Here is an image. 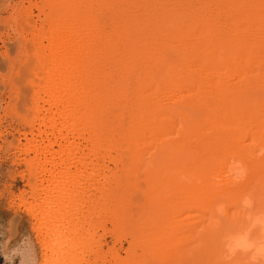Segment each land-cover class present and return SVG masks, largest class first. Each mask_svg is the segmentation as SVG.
<instances>
[{
    "label": "bare ground",
    "instance_id": "6f19581e",
    "mask_svg": "<svg viewBox=\"0 0 264 264\" xmlns=\"http://www.w3.org/2000/svg\"><path fill=\"white\" fill-rule=\"evenodd\" d=\"M133 5L131 14L115 16L108 32L91 18L76 17L58 27L49 43L52 55L35 69L32 108L42 116L34 121L15 114L22 132L0 139L1 152L13 151L11 179L25 167L20 176L25 185L44 192L37 210L27 209L39 216L40 242L49 253L44 264L88 262L94 222L103 223L101 209L110 204L107 185L112 193L120 177L128 179L138 228L134 258L126 264L199 259L219 243L206 225L217 203H227L231 213L255 190L264 207V157L256 156L264 148V0H134ZM37 36L31 40L38 42ZM33 43L39 45L35 51L44 48ZM100 54L125 77L136 75L129 112L124 105L126 119L112 116L100 102L112 78L90 77L104 65ZM126 86L121 88L127 92ZM110 90L106 104L122 92ZM116 121L118 132L109 126ZM233 160L248 169L247 179L236 186L225 175ZM45 165L51 168L40 170L37 181L34 172ZM181 176L195 179L185 183ZM55 235L61 239L54 241ZM193 238L198 246L188 254Z\"/></svg>",
    "mask_w": 264,
    "mask_h": 264
},
{
    "label": "rangeland",
    "instance_id": "374dc122",
    "mask_svg": "<svg viewBox=\"0 0 264 264\" xmlns=\"http://www.w3.org/2000/svg\"><path fill=\"white\" fill-rule=\"evenodd\" d=\"M133 1L0 0V139H4L7 133H14L15 130L22 132V123L20 119H16L15 114L17 116L19 114V116L25 115L27 120L34 121L42 116L43 113L36 114L32 108L34 92L37 91V86L34 84L36 78L35 69L44 58L52 55L49 43L55 37L58 27L63 23L68 26L69 21L76 17L82 19L91 18L96 21L98 28L108 32L114 18L121 17V14H131L135 11L136 7L133 5ZM34 34L38 35V42L31 40ZM33 42L41 43L44 48L39 52L35 51V48L39 45L33 47ZM16 52L17 56L14 57ZM100 55H102L99 56L100 60L105 57L104 61H100V63L104 64L101 66L103 68L106 67L104 70L101 66L98 71L97 68L96 70L94 69L95 72L93 71L90 77L98 78L101 75L106 76V74L108 79L110 76L112 77L109 79L110 82L109 80L106 82L108 83L106 88H102L100 102H103L102 105L105 104L106 108L110 107V111L107 108V112H112V116L118 114L126 119V115L130 110L127 106L131 105L129 103L131 100H134L132 94L134 88H136L134 86L136 85V75L132 74L135 77H131L128 74L125 77L122 69L119 70L120 67L115 66V63L113 64V61H110L106 54ZM7 58H12L11 63L8 65L6 64ZM117 71L119 73L122 72L118 74ZM42 72H47L46 67L42 69ZM128 76L129 78L131 77L130 80ZM122 77L123 80L127 79L129 81H123ZM127 82L132 84H127ZM124 83L125 85H123ZM120 86H126L127 92L124 88L123 92ZM118 87H120V91H117ZM110 89L113 91L116 89L117 93L122 92L121 94L118 93L119 95L117 94L119 98L114 97L111 100L112 103L108 100L106 104L104 100L108 98L106 95ZM120 95L129 98L123 97V100ZM126 101L127 104L125 103ZM111 104L114 106H111ZM124 107L128 112L124 111ZM123 111L126 113L125 115L124 113L123 115L121 114ZM117 124L118 122L116 121L109 125L114 132L122 129ZM105 129H103L104 132H110L109 127ZM9 139H11L10 136ZM12 152L4 153L0 151V264H22L23 258L25 261L27 260L25 264H44V260L48 259L49 253L48 250L44 249L43 242H40L38 232L39 216L36 217L27 211L30 205L37 210L44 192L39 189L33 192L32 187L25 185V181L20 177L21 175H26L25 167L18 171L21 172V175L18 174L14 181L11 179L10 170H13V168H11L12 160L9 158V154ZM148 152H150L148 158L153 156L152 149L148 150ZM38 168L39 170L34 172V178L37 181L40 180L38 172L42 169L49 170L51 167L45 165ZM46 183L45 181L42 184ZM107 187L110 188L109 197L107 196L110 204L101 209L103 223L94 222L95 237L90 243L92 255L88 262L84 264H115L111 261V259L115 258H119L121 262L126 264V261L130 263L134 258V247L137 246L135 233L138 228L135 223V206L133 205L132 192L129 191L128 179L126 177L117 179L112 185V193L111 186L107 185ZM54 239V241H59L61 238L59 235H55ZM196 240L197 238L188 240L186 249L188 254L198 246ZM218 244L212 245L211 250L202 254L199 259L193 258L188 262H186V259L181 263L176 258L174 259V264H217L216 253ZM48 264H53V261L49 260Z\"/></svg>",
    "mask_w": 264,
    "mask_h": 264
},
{
    "label": "clouds",
    "instance_id": "9594fccd",
    "mask_svg": "<svg viewBox=\"0 0 264 264\" xmlns=\"http://www.w3.org/2000/svg\"><path fill=\"white\" fill-rule=\"evenodd\" d=\"M256 156L264 157V148H259ZM225 175L236 186L247 179L248 169L243 162L233 160ZM194 179L181 176L185 183ZM222 183L217 178L218 186ZM229 207L219 202L206 218L207 229L219 236L217 264H264V207L258 204L255 190L245 194L231 213Z\"/></svg>",
    "mask_w": 264,
    "mask_h": 264
}]
</instances>
